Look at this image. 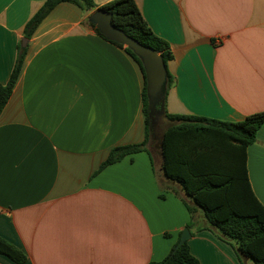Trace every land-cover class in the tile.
I'll use <instances>...</instances> for the list:
<instances>
[{
    "label": "crops",
    "instance_id": "1",
    "mask_svg": "<svg viewBox=\"0 0 264 264\" xmlns=\"http://www.w3.org/2000/svg\"><path fill=\"white\" fill-rule=\"evenodd\" d=\"M0 0V84L23 60L0 112V237L22 264H148L178 242L190 215L179 186L147 150L100 169L114 146L144 140L143 78L132 58L91 27L93 10ZM172 58L165 109L228 122L264 111V0H134ZM264 206V123L246 148ZM180 189L178 191L177 187ZM188 245L199 264H254L220 239L200 211ZM0 264H17L0 254ZM188 264V263H183Z\"/></svg>",
    "mask_w": 264,
    "mask_h": 264
},
{
    "label": "trees",
    "instance_id": "2",
    "mask_svg": "<svg viewBox=\"0 0 264 264\" xmlns=\"http://www.w3.org/2000/svg\"><path fill=\"white\" fill-rule=\"evenodd\" d=\"M61 1L74 3L82 10L95 8L92 0H45L26 23L24 36L29 38L42 18ZM98 8L112 13L111 21L115 27L141 44L154 48L162 56L167 69V63L172 58L169 44L152 32L134 0H111ZM89 24L106 39L93 24ZM106 40L123 48L142 75L145 137L139 144L112 147L100 169L120 161L126 155L147 150L148 142L147 100L141 62L129 48ZM23 54L24 49L17 54L6 84H0V112L20 71ZM167 78V86H170L172 75L168 69ZM164 117L169 124L158 142L161 169L163 175L177 184L185 195L182 201L190 215L185 227H191L193 215L200 211L208 228L214 229L220 239L229 241L254 264H264V206L251 189L246 167V148L255 140L256 131L264 123V111L249 114L236 122L192 114H173L165 108ZM176 244L163 259L148 264H199L190 252L188 239L178 247ZM0 254L17 264L26 261L24 252L1 237Z\"/></svg>",
    "mask_w": 264,
    "mask_h": 264
},
{
    "label": "water",
    "instance_id": "3",
    "mask_svg": "<svg viewBox=\"0 0 264 264\" xmlns=\"http://www.w3.org/2000/svg\"><path fill=\"white\" fill-rule=\"evenodd\" d=\"M112 13L102 8L91 12L87 18L106 39L129 48L140 60L144 70L145 95L147 100L148 140L153 137L154 127L164 116L167 91V69L162 56L152 47L145 46L112 24ZM160 157H161V152ZM190 237L187 227L182 229L176 247Z\"/></svg>",
    "mask_w": 264,
    "mask_h": 264
},
{
    "label": "rangeland",
    "instance_id": "4",
    "mask_svg": "<svg viewBox=\"0 0 264 264\" xmlns=\"http://www.w3.org/2000/svg\"><path fill=\"white\" fill-rule=\"evenodd\" d=\"M169 124L168 120L164 117V116H160L156 122V125L154 127V131H153V137H157L158 141L160 139V135L162 133V131L164 130V128ZM157 150V153L154 154V159H155V162H156V165L158 166L159 165V157H158V152H159V144L156 145V148ZM177 187V186H176ZM178 191H180V189L177 187ZM181 192V191H180ZM185 197V196H184ZM188 203H190L188 201ZM191 204V203H190Z\"/></svg>",
    "mask_w": 264,
    "mask_h": 264
},
{
    "label": "flooded vegetation",
    "instance_id": "5",
    "mask_svg": "<svg viewBox=\"0 0 264 264\" xmlns=\"http://www.w3.org/2000/svg\"><path fill=\"white\" fill-rule=\"evenodd\" d=\"M152 142H153V144L156 146L157 144H158V139H157V137H152V140H151Z\"/></svg>",
    "mask_w": 264,
    "mask_h": 264
}]
</instances>
